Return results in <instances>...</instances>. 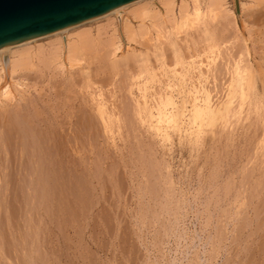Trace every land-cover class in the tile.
<instances>
[{
  "label": "rangeland",
  "instance_id": "374dc122",
  "mask_svg": "<svg viewBox=\"0 0 264 264\" xmlns=\"http://www.w3.org/2000/svg\"><path fill=\"white\" fill-rule=\"evenodd\" d=\"M249 8L245 22L214 24L215 49L193 31L182 35L180 65L167 46L162 71L151 58L158 71L145 77L149 95L171 85L180 103V88L195 85L182 80L185 69L216 57L214 75L223 79L219 86L203 81L216 101L232 77L224 62L243 51L239 30H251L260 112L245 111L222 129L206 127L199 138L173 132L166 142L134 118L141 93L136 85L129 92L132 68L139 71L133 52L117 70L107 56L89 70L93 89L122 110L115 144L90 118L92 92L79 70L15 76L13 101L0 102V264H264V3Z\"/></svg>",
  "mask_w": 264,
  "mask_h": 264
},
{
  "label": "bare ground",
  "instance_id": "6f19581e",
  "mask_svg": "<svg viewBox=\"0 0 264 264\" xmlns=\"http://www.w3.org/2000/svg\"><path fill=\"white\" fill-rule=\"evenodd\" d=\"M231 1L138 0L123 5L111 13L91 21L36 38L26 43L0 49L1 105L5 107L8 102L13 101L14 97L11 84H13L14 78H19L16 75H21L19 79L24 80L22 78L23 74L33 73L35 71L39 72V70L50 69L59 71L60 73L62 72L63 74L66 72L71 74L72 71L79 70L87 77L85 79L86 83L83 86L85 88L84 90L89 93L92 92L90 101L92 105L90 115L92 117L90 116V118L93 119L94 117L97 123H100V127L109 137L107 140H111L115 144L117 140L115 138L116 134H120L125 125L122 110L116 106V102L114 103L111 100L107 101L106 99L108 97L105 99L104 91L99 90L98 87L93 89L96 81L93 82L94 79L91 80L92 73L90 76L89 72L91 70L90 66L99 56L101 59L107 56V59H110L111 68L115 70L122 64L127 65L130 57L139 64V71L137 73L132 68L134 70L132 72L135 73L131 75V80L134 81V85L129 89V92L132 94L135 88L134 86L136 85L141 93V97L134 100V118H136L138 123L142 126H147L150 130L154 131L157 137L166 142L171 141V133L173 132L179 135L186 134L191 139L199 138L204 133L206 127L221 126L220 129L228 127L232 124L233 119L239 118L245 111L248 115L251 113L259 114L263 101L259 102L254 97V91L258 84V71L252 61L253 55L250 45L253 39L250 33L251 30H249L248 36L242 34L241 29L239 30L244 44L242 46V53H239V58L234 59L233 64L228 63V60L223 58L226 60L224 62L226 64L225 66L222 65L221 68L224 66L225 70L232 77L228 81L224 80L226 81L224 84H220L223 87L220 88L221 91H216V94L220 91V95L216 101L214 100V96L216 97L217 95L213 96L211 87L209 88L203 85V81L208 83L210 79H213V82L217 84L223 79L221 77L222 74H220V78H222L220 80L218 79L219 76H215L217 74L215 73V65L218 63L216 57L212 59L208 58L207 62L202 60L203 63L200 65V69L191 66L185 69V77L182 80L186 81L189 79L195 82V85L189 90H183L184 87L180 88L178 93L182 95L180 103L175 100V87L171 85H168L166 88L167 91H170L168 93L163 92V89H158L157 91V88L155 89L157 91L156 93L151 92V95L148 93V80L145 77L146 75L150 76L154 71H158L154 68L155 64H151V58L153 59V56L161 66L159 71H162L165 66V50L167 46L172 49L177 64L180 65L183 61L181 48L183 41L182 35L184 34L185 37H189V32L193 31L196 34L199 33L201 39L206 42L207 48L213 50L217 47V36L214 24L218 21H226L228 18L232 19V17L236 22L240 19L244 21L242 17L250 9L249 7L257 8L264 3V0H251L249 4L246 3V0H238L239 12L237 13L234 10L235 8L233 9ZM101 21H106L107 25H96L97 28L95 30L82 29ZM244 22L242 23L245 25ZM44 40L50 41L48 44H38ZM185 41L187 42V39ZM204 41L202 42L204 43ZM133 45L139 46V48L142 47L143 50L137 51L133 48ZM252 47L254 48V46ZM130 52H133V55L131 53L130 56ZM168 52L170 53L171 51L168 50ZM185 56L187 57V55ZM188 58L190 57L188 56ZM170 59L169 61H171ZM222 72L220 71V73ZM157 75L159 74L157 73ZM229 76L228 78H230ZM16 86L23 87V84L19 83ZM212 86L214 88V84ZM76 145L77 143H74L73 149L76 151L74 155H80L81 151H78L79 149Z\"/></svg>",
  "mask_w": 264,
  "mask_h": 264
},
{
  "label": "water",
  "instance_id": "95a60500",
  "mask_svg": "<svg viewBox=\"0 0 264 264\" xmlns=\"http://www.w3.org/2000/svg\"><path fill=\"white\" fill-rule=\"evenodd\" d=\"M138 0H0V49L105 16ZM238 13V0H234Z\"/></svg>",
  "mask_w": 264,
  "mask_h": 264
}]
</instances>
